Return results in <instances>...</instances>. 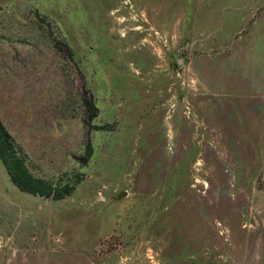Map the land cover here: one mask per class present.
I'll return each instance as SVG.
<instances>
[{"label": "rangeland", "instance_id": "1", "mask_svg": "<svg viewBox=\"0 0 264 264\" xmlns=\"http://www.w3.org/2000/svg\"><path fill=\"white\" fill-rule=\"evenodd\" d=\"M0 119V264H264V0H0Z\"/></svg>", "mask_w": 264, "mask_h": 264}, {"label": "trees", "instance_id": "2", "mask_svg": "<svg viewBox=\"0 0 264 264\" xmlns=\"http://www.w3.org/2000/svg\"><path fill=\"white\" fill-rule=\"evenodd\" d=\"M89 108L95 109L90 101ZM87 157L92 155V147L87 148ZM0 162L3 164L10 177L11 182L23 193L45 198H52L55 201L64 200L70 196L73 188L70 186L54 187L45 179L36 178L30 173L23 157L19 155L11 135L6 130L0 119Z\"/></svg>", "mask_w": 264, "mask_h": 264}, {"label": "water", "instance_id": "3", "mask_svg": "<svg viewBox=\"0 0 264 264\" xmlns=\"http://www.w3.org/2000/svg\"><path fill=\"white\" fill-rule=\"evenodd\" d=\"M120 196H121V197H122V196H126V193H122Z\"/></svg>", "mask_w": 264, "mask_h": 264}]
</instances>
